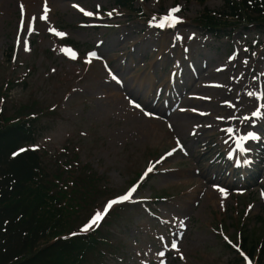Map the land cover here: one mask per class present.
<instances>
[{"label":"rangeland","instance_id":"1","mask_svg":"<svg viewBox=\"0 0 264 264\" xmlns=\"http://www.w3.org/2000/svg\"><path fill=\"white\" fill-rule=\"evenodd\" d=\"M223 6L0 0L1 121L39 119L27 146L55 189L71 192L88 163L106 184L82 208L66 199L72 230L138 185L88 230L108 237L103 264H235L242 232L264 236V115L252 116L264 113V30L233 24L215 36L199 26ZM249 132L257 138L244 141L241 160L234 139Z\"/></svg>","mask_w":264,"mask_h":264},{"label":"trees","instance_id":"2","mask_svg":"<svg viewBox=\"0 0 264 264\" xmlns=\"http://www.w3.org/2000/svg\"><path fill=\"white\" fill-rule=\"evenodd\" d=\"M115 2L141 12L134 7L135 0ZM217 13L207 10L198 23L215 36H222L233 24L237 27L232 28L264 30V0H224ZM9 119H0V264H103L105 254L99 247L108 237L99 227L94 232L72 230L70 205L65 202L69 197L76 207L88 204L106 187L103 176L88 163L85 172L72 180L71 192L55 189L58 184L40 152L27 146L40 133L39 119L33 116L14 123ZM242 240L243 251L264 259V236L256 243L242 232ZM235 264H245L244 259Z\"/></svg>","mask_w":264,"mask_h":264},{"label":"snow or ice","instance_id":"3","mask_svg":"<svg viewBox=\"0 0 264 264\" xmlns=\"http://www.w3.org/2000/svg\"><path fill=\"white\" fill-rule=\"evenodd\" d=\"M80 11L84 12L85 15H89V16L93 15L92 12H85V10L82 9V8L80 9ZM179 11H180V8H179V7L174 8V9H171L170 15H169V17H168L167 19L169 20V22H172V26H174L175 23H179V22H181L180 19H179V17H177V16L175 15V14H176L177 12H179ZM47 12H48V9H47V6H45V14H44V16L42 17L43 19H47ZM109 15H111V13H109ZM163 26H164V25H161V27H163ZM52 31H55V30L53 29ZM56 35L62 37V36H64V35H66V34H65V33H61V32H56ZM93 55H94V54H93ZM72 58H76V56H75L74 53H73V55H72ZM248 95H249V96H254V95H256V94H255V93H252V92H249ZM260 98H261V99H264V93H260ZM136 106L139 107V105H136ZM262 115H264V113H261L260 111H255V112L252 113V116H253V117H261ZM245 119H250V118H245ZM233 131H234V130L231 129V128L227 129V132H229V133H231V132H233ZM256 138H257V137H256L255 133H252V132H249L246 136H242V137H240L239 140L236 141V147H237V149H239L240 152H245V151H247V149H245V147H244V141L249 140V139H256ZM22 151H23V150H22ZM245 162L247 163V161H245ZM151 170H152V169H148V171H151ZM132 191H135V189H132L128 194H126V195L120 197L119 201H116V200H114V201H110V202L105 206L104 211H103V212H97V213L94 215V217L89 221V223L86 224V225H84V227L81 229V231H83V232H87L90 228H92L93 225L98 226V222H99L100 220L103 219V216H104V215L107 214L108 209H110L111 206H112L113 204L117 203V202H122V201L129 200L130 197H131V193H132ZM221 191H223V189H221ZM172 247H173V248H176V244L173 243V244H172ZM160 255H163V253H160ZM249 264H251V262H249Z\"/></svg>","mask_w":264,"mask_h":264},{"label":"bare ground","instance_id":"4","mask_svg":"<svg viewBox=\"0 0 264 264\" xmlns=\"http://www.w3.org/2000/svg\"><path fill=\"white\" fill-rule=\"evenodd\" d=\"M33 4V2L32 1H28L27 3H25L24 5H25V7H29V6H31ZM28 9V8H27ZM182 67V66H181ZM206 67V66H205ZM182 70V69H181ZM177 76V75H176ZM190 76V75H189ZM180 77V76H179ZM180 79V78H179ZM190 82V81H189ZM175 85V84H174ZM221 156V155H220ZM237 156H238V158L239 159H241V160H245L246 159V156L242 153V152H240V151H238V153H237ZM249 163V162H248ZM215 194V193H214ZM218 196V195H217ZM216 199V198H215ZM221 201V200H220Z\"/></svg>","mask_w":264,"mask_h":264}]
</instances>
